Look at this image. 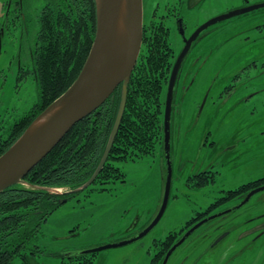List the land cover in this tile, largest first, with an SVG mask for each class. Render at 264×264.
<instances>
[{"label": "rangeland", "instance_id": "1", "mask_svg": "<svg viewBox=\"0 0 264 264\" xmlns=\"http://www.w3.org/2000/svg\"><path fill=\"white\" fill-rule=\"evenodd\" d=\"M4 2L0 0V17ZM142 2L144 25L147 22L157 25V18L151 14L156 7L160 8L158 15L164 13V9L174 7L184 18L188 36L214 17L264 3V0ZM28 4L26 0L23 8L26 20L18 22L11 35L6 33L0 38L2 139L39 101L38 86L32 74H27L22 81L17 80L20 66L31 67L29 52L34 48L38 31L36 10L41 7L40 1L35 2L32 15L26 8ZM3 24L0 18V25ZM207 30L208 37L193 51V55L204 58V65L191 63L192 58L187 60L183 67V71L186 68L185 80L190 78L194 82L186 96L185 92L179 93L173 105L172 181L166 210L142 239L95 253L93 264H150L154 254L151 246L155 240L180 230L198 211H204L220 197L222 191L264 178V8L223 20ZM174 35L177 34L172 29L169 39L177 54L181 45L176 43ZM231 84L233 95L216 97L221 86ZM163 153V147L157 145L152 155L113 162L124 174V182L104 186L91 184L85 190L74 192L49 216L42 228L39 245L49 253L67 255L117 244L141 233L161 203L166 168ZM206 169L215 173L214 184L187 188V178ZM101 188L104 190L100 191ZM49 192L60 194L64 190L53 188ZM236 205V201H228L209 215ZM217 226L221 230H214ZM74 229L73 236L69 237V232ZM262 229L264 191L253 195L226 218H216L202 225L173 252L167 264H222V261L226 264H264ZM259 232L262 235L257 238L255 235ZM42 260L47 264L60 263L59 257L54 256Z\"/></svg>", "mask_w": 264, "mask_h": 264}, {"label": "trees", "instance_id": "2", "mask_svg": "<svg viewBox=\"0 0 264 264\" xmlns=\"http://www.w3.org/2000/svg\"><path fill=\"white\" fill-rule=\"evenodd\" d=\"M38 22L32 75L38 86L39 101L10 127L6 138H0V156L76 79L94 39L96 1L49 0L41 7ZM156 30L153 33L151 30L149 43L143 46L131 74L117 135L102 170L92 184L104 186L116 181L124 182V174L113 162L136 160L152 155L157 145L163 147L166 88L172 60L158 23ZM17 80L22 81L23 78L19 76ZM120 102L121 86H118L98 109L76 123L24 177L23 181L29 186L17 184L0 192V264H47L42 259L50 256L59 257V264H93L95 253H49L39 245V241L49 216L96 171ZM215 180V173L206 169L188 177L186 186L203 188L214 184ZM262 185L264 178L222 191L220 197L204 211H198L180 230L153 242L155 250L150 264H161L179 237L219 205L231 200L240 203L248 192ZM49 188L63 189L64 192L50 193ZM75 231L71 230L69 237Z\"/></svg>", "mask_w": 264, "mask_h": 264}, {"label": "water", "instance_id": "3", "mask_svg": "<svg viewBox=\"0 0 264 264\" xmlns=\"http://www.w3.org/2000/svg\"><path fill=\"white\" fill-rule=\"evenodd\" d=\"M96 28L92 45L84 64L73 83L52 104L46 108L19 137L11 147L0 156V192L6 188L25 183L24 177L48 155L70 129L86 116L98 109L121 86V102L116 120L102 159L92 177L80 188L81 191L91 185L102 170L117 135L127 100V86L136 66L143 39V2L142 0H95ZM264 8V3L247 6L214 17L201 26L186 40L178 55L167 86L164 121L163 151L166 162V175L163 184L161 203L153 219L141 233L132 239L117 244L105 245L84 251L93 254L100 251L122 247L142 239L160 221L170 196L172 165L170 160V123L173 92L177 74L190 46L198 35L210 26L223 20ZM124 11V32L118 28L119 19ZM204 103H202L203 106ZM47 117L46 121L35 127V123ZM52 189H47L48 191ZM264 191V185L257 187L230 209L210 215L194 224L166 252L161 264H167L172 253L184 241L205 223L225 216L244 206L250 198Z\"/></svg>", "mask_w": 264, "mask_h": 264}, {"label": "flooded vegetation", "instance_id": "4", "mask_svg": "<svg viewBox=\"0 0 264 264\" xmlns=\"http://www.w3.org/2000/svg\"><path fill=\"white\" fill-rule=\"evenodd\" d=\"M25 1L26 0H5V2L3 3V13L1 14V17H0L1 20L4 22L3 25H0V38L2 36H5L6 33L8 35H11L13 33V31L16 29L17 23L26 20V14H24V12H23V10H24L23 8L25 7L24 6V2ZM27 1L29 2V4L26 6V8L28 9V12H29L30 15H32L31 12H33V9L35 8V2L36 1H40L41 7L45 6V4L47 2H49V0H27ZM31 4L33 6H31ZM41 7L36 10L37 20L39 19V15H40V12H41ZM158 8L159 7H156L155 9H153L151 14H152V17L157 18V21H158L157 23L162 27V30H164L166 32V33L163 32V34H164V38H165V40H166V42H167V44L169 46V49H170V57H171V60H172V66H171V71H172L173 65H174L178 55L180 54V53H177V54L175 53V50L172 47V44H171L170 39H169L172 29L177 34V35H174L175 38H176V43L181 45L180 52L182 51L183 47L185 46L186 40H188L190 38V36L195 31L193 33L189 34L188 36L186 35V25L184 23V18L180 15V13L177 12L178 10L176 8L169 7L167 9H164V11H163L164 13H162L161 15H158L159 14V9H160V8L159 9ZM156 29H157V25L153 26L151 22H149V23L147 22V23H145V25L143 24V39H142L141 50H142L143 46H146L147 43H149L151 30H152V33H153ZM24 30H25V28L22 27L21 31L24 32ZM38 30H39V22H38ZM207 31H208L207 29L202 31L198 35L196 40H194L192 42L187 55L185 56V58L182 61V64H181L180 69L178 71L177 79H176V82H175V87H174V92H173V104H174L175 99H177L176 97L179 95V93L182 94V92L183 93L185 92L184 95L185 96L187 95V93L191 89V87L193 85V82H194V80H190V78H189L188 81L185 80V77H186V71L185 70H186V68L183 71V67H184V64L187 62V60L192 58L191 63L194 64V62H195L196 65H200V66L204 65V58L202 59L201 56H198L197 54L193 55V51L196 49L197 45H199L200 43L201 44L204 43V42H201V41L204 38L208 37L207 36L208 35ZM37 34H38V31H37ZM37 34H36V41H37ZM36 41H35V44H34V48H32L30 50V52H29V55H30L29 59H30V62H31V67H30V69H26V67L21 68V66H20L19 73L17 75V79H18L19 76L24 79L25 74L26 75L29 74V73L32 74V71H33V60L32 59H33V52H34V49H35ZM140 53H141V51H140ZM171 71H170V74H171ZM170 74H169V77H170ZM168 81H169V78H168ZM167 86H168V82H167ZM217 88H219V86ZM233 90H234V87H233L232 84L228 85V86L227 85L221 86L220 91L218 93H216V97L222 98L225 95H226V97L227 96L229 97V96L234 94ZM166 92H167V88H166ZM193 93L196 94V92H193ZM209 93H210V90L206 93L203 101L206 100V98L208 97ZM221 218H223V217H221ZM222 227H223V225H222ZM220 228H221L220 226H217V227H215L214 230H219ZM263 230L264 229H262L260 232H262ZM228 231L231 232L230 229ZM260 232H259V234L255 235V236H257V238L262 235ZM256 239H253V240H256ZM151 247L154 248L153 244H152ZM154 250H155V248H154ZM225 262L226 261H222V264H226Z\"/></svg>", "mask_w": 264, "mask_h": 264}, {"label": "bare ground", "instance_id": "5", "mask_svg": "<svg viewBox=\"0 0 264 264\" xmlns=\"http://www.w3.org/2000/svg\"><path fill=\"white\" fill-rule=\"evenodd\" d=\"M123 20H124V11L122 10V14H121V17H120V19H119V23H118V28H119V31L121 32V33H123L124 32V22H123ZM46 118L47 117H43V118H41V119H39L36 123H35V127H38V126H40V125H42L45 121H46Z\"/></svg>", "mask_w": 264, "mask_h": 264}]
</instances>
